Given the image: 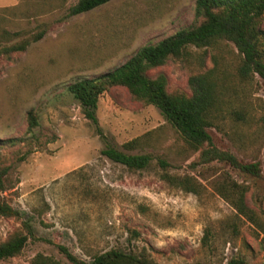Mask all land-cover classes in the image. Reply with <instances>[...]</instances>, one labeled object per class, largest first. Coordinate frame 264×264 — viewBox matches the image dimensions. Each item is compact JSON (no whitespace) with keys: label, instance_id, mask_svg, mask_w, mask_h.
<instances>
[{"label":"rangeland","instance_id":"374dc122","mask_svg":"<svg viewBox=\"0 0 264 264\" xmlns=\"http://www.w3.org/2000/svg\"><path fill=\"white\" fill-rule=\"evenodd\" d=\"M75 1L0 0V28L28 37L46 27L26 50L0 58V168L10 167L14 182L0 198L24 214L35 237L19 256L0 264H30L37 253L69 264L57 245L82 259L138 246L160 264H219L236 255L264 264V233L237 216L210 184L227 173L249 185L251 208H264L263 138L245 128L229 138L209 131L218 148L242 162L257 161L259 178L217 163L191 169L197 154L184 149L158 108L142 106L115 86L99 98L93 122L67 91L74 79L104 73L146 43L188 26L195 0H110L67 16ZM159 73L168 91H187L188 73L180 63L170 59L148 72ZM255 81L252 105L264 103V82ZM29 111L38 121L31 131ZM222 122L233 133L230 120ZM144 134L149 145L143 152L164 156L170 173L196 178L199 195L168 186L155 162L129 170L101 154L107 145L122 149ZM19 226L18 219L0 217V241Z\"/></svg>","mask_w":264,"mask_h":264},{"label":"trees","instance_id":"16d2710c","mask_svg":"<svg viewBox=\"0 0 264 264\" xmlns=\"http://www.w3.org/2000/svg\"><path fill=\"white\" fill-rule=\"evenodd\" d=\"M110 0H76L67 9V16L91 11ZM191 23L156 42L139 47L124 63L93 77H78L67 85V91L81 107L85 117L95 122L94 112L99 98L115 86L127 89L131 98L142 106L159 109L186 151L197 154L189 166L224 164L238 174L259 178L256 162H242L232 152L218 148L210 129H217L228 138L247 129L264 139V103L250 104L256 77L264 82V0H195ZM46 27L28 37L19 31L0 28V58L11 59L42 38ZM180 63L187 71V91H168L166 77L150 76L149 70L167 60ZM210 67H208V61ZM231 122V131L224 129L223 119ZM28 131L37 126V115L28 112ZM147 134L122 144V149L107 145L101 154L129 170L149 168L153 162L168 186L199 195L201 183L188 174L168 171L164 156L143 152L149 145ZM10 167L0 168V192L13 188ZM214 192L236 213L264 233V208L247 204L249 185L224 173L211 182ZM0 217L20 220V226L0 241V262L19 256L29 240L35 239L28 219L18 209L0 198ZM132 236L138 233L132 231ZM58 252L69 264H160L144 247L127 250L111 248L82 259L67 247L57 245ZM30 264H61L52 256L35 254ZM196 264V263H189ZM219 264H250L241 255Z\"/></svg>","mask_w":264,"mask_h":264}]
</instances>
